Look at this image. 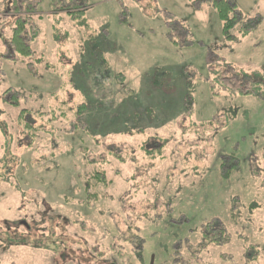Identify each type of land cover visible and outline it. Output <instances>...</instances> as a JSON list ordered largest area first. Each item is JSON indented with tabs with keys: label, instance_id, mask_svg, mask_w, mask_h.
Returning a JSON list of instances; mask_svg holds the SVG:
<instances>
[{
	"label": "rangeland",
	"instance_id": "374dc122",
	"mask_svg": "<svg viewBox=\"0 0 264 264\" xmlns=\"http://www.w3.org/2000/svg\"><path fill=\"white\" fill-rule=\"evenodd\" d=\"M15 1L0 0V264H264V86L236 93L264 83V0H233V42L210 0H74L88 28L66 0ZM26 4L33 53L12 60ZM208 225L229 241L207 244Z\"/></svg>",
	"mask_w": 264,
	"mask_h": 264
},
{
	"label": "trees",
	"instance_id": "16d2710c",
	"mask_svg": "<svg viewBox=\"0 0 264 264\" xmlns=\"http://www.w3.org/2000/svg\"><path fill=\"white\" fill-rule=\"evenodd\" d=\"M51 1L53 3H56V4L58 2L57 0H51ZM66 1L69 3L67 6L69 8H72V11L68 10L67 13L73 18V20H75L77 22V24L80 26H85L87 28L90 27L88 20L86 18L87 10L82 9V8L77 9L76 8L77 5L74 6L71 4V2H73L74 0H66ZM83 1L86 2L85 0H83ZM22 2H24V1H22ZM210 2L212 3L213 7L216 9L218 16H219V19L222 22V30L221 31H222V35L224 36V38L230 42L231 41L233 42L236 39H238L239 36L234 34V29L239 24L240 19H239V13H238L237 6L233 2V0H210ZM13 4L15 5V11L20 12L21 8L18 6V1L14 0ZM26 5L27 6L24 7V10H26V13L22 14V15L20 14L15 20L13 33H12V36H11L10 41H9V43H10L9 46L11 45L12 50L14 51V54H15L14 57L12 58V60L30 57L33 53V50L31 48L29 42L26 41V37H27V33L31 29L29 26V23H28L29 22L28 19L32 17L30 12L34 8L29 7L28 4H26ZM246 31H248L246 28L245 29L240 28V33H241L240 36H242V37L247 36L248 33ZM90 40H91V43H93V42L95 43V41H94L95 37L94 36H91ZM96 50H98V52H99L98 54L100 55L102 50L100 48H96ZM94 55L97 56V53H94ZM103 60H104V62H107L106 58L104 56H103ZM106 66L108 67V65H106ZM105 72H107V71H105ZM74 84H75L74 87L77 88V82L76 81H74ZM156 85L160 88L163 86V83H160V84L155 83V86ZM220 85L223 86L222 84H220ZM250 85H251L250 90H247L245 92L238 91L236 93H240V94H244V95H260L261 94V92L258 90V86H259V88L262 89V86H264V83L262 80H260V81L255 80L254 82H251ZM13 98H14V101L12 102V104L17 105V107H19V105H18L19 101L17 100V96L13 97ZM13 98H11V99H13ZM63 103H64V105H67L66 101H64ZM67 110L70 112L71 109L67 108ZM86 110H87L86 105L81 104V105L77 106L76 116L83 115L86 112ZM27 114H28L27 110H22L20 113L19 121L22 124L24 130L28 133V135L32 139H34L36 137V135L44 129V125H35V124L29 122L28 120L25 119ZM63 116L66 117L67 119L68 118L70 119V116H68L65 111L63 112ZM1 129L2 128L0 127V132H4V130L1 131ZM4 134H5V132L3 133V135ZM7 164H8L7 162H4L2 164L3 169L6 167ZM227 164H229V165H227ZM222 166H224L223 176L225 178H230L232 176V174L235 172V170H237L238 159L236 158V156L234 154H232L231 156H229V159L227 161L223 160ZM256 172L260 176L261 171L258 169ZM262 173L264 174V171H262ZM1 176H5V173L3 172V174H1ZM93 177L98 182H102L105 184L108 183L105 173L100 171V170H97ZM93 185L94 184L90 183L88 180V184H87L86 189L89 190V188H91ZM205 230L206 231L204 232V239H205V242L207 244L208 243H216L217 245H220V244H225L229 241V236H228L227 232H225L224 229H220V231H219V234H220L219 240L215 238V234L213 233V230L211 231L210 225H208ZM12 234L13 233L10 231V228H7V231L5 230L4 236L6 237L7 240L3 239L4 242L2 241V243L5 246H10V243L15 240V237H14L15 235L13 236ZM23 240H21V241L24 242ZM206 243H205V245H206ZM201 249H202V246H201ZM55 250H56L55 254H57L58 256H61L63 258V255L65 254V251H66V248L63 245V243H61V244L59 243V246H57Z\"/></svg>",
	"mask_w": 264,
	"mask_h": 264
},
{
	"label": "water",
	"instance_id": "95a60500",
	"mask_svg": "<svg viewBox=\"0 0 264 264\" xmlns=\"http://www.w3.org/2000/svg\"><path fill=\"white\" fill-rule=\"evenodd\" d=\"M151 264H153V258H152V262H151Z\"/></svg>",
	"mask_w": 264,
	"mask_h": 264
}]
</instances>
